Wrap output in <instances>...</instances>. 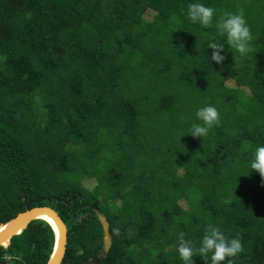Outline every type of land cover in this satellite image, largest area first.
Wrapping results in <instances>:
<instances>
[{"label":"trees","instance_id":"trees-1","mask_svg":"<svg viewBox=\"0 0 264 264\" xmlns=\"http://www.w3.org/2000/svg\"><path fill=\"white\" fill-rule=\"evenodd\" d=\"M194 2L215 9L207 29L187 19ZM240 12L252 51L225 44L217 64L216 20ZM206 105L219 124L192 137ZM261 144L264 0H0V225L53 208L62 264H183L181 234L198 247L209 224L241 239L234 264H264ZM54 243L35 221L0 264H47Z\"/></svg>","mask_w":264,"mask_h":264},{"label":"clouds","instance_id":"clouds-1","mask_svg":"<svg viewBox=\"0 0 264 264\" xmlns=\"http://www.w3.org/2000/svg\"><path fill=\"white\" fill-rule=\"evenodd\" d=\"M215 9L201 2L187 5V19L193 24H199L205 29L213 22ZM217 30L223 35V43L215 41L209 44L213 50L211 58L219 64L224 60L220 53L224 51V45L235 49L242 56L250 53L251 32L242 12L226 13L217 18ZM197 122L191 124L188 129L192 137L203 138L209 134V130L219 124V113L215 106L206 105L196 110ZM251 170H255L264 178V144L259 145L249 161ZM242 251V243L239 236L229 238L217 226L209 224L203 233L199 246L193 245L191 240H185L183 234L179 239L177 252L183 264H195L194 257H200L205 264H234V259Z\"/></svg>","mask_w":264,"mask_h":264},{"label":"water","instance_id":"water-1","mask_svg":"<svg viewBox=\"0 0 264 264\" xmlns=\"http://www.w3.org/2000/svg\"><path fill=\"white\" fill-rule=\"evenodd\" d=\"M98 219L103 229L104 257L113 247L111 226L107 217L97 211ZM46 221L54 230L55 243L47 264H62L67 254L68 227L59 213L51 207H35L19 213L16 217L0 225V247L8 248L12 239L24 233L29 225L35 221Z\"/></svg>","mask_w":264,"mask_h":264},{"label":"rangeland","instance_id":"rangeland-1","mask_svg":"<svg viewBox=\"0 0 264 264\" xmlns=\"http://www.w3.org/2000/svg\"><path fill=\"white\" fill-rule=\"evenodd\" d=\"M152 12H149L148 14H147V17H150L152 14H154V13H152ZM155 15V14H154ZM91 181V180H90ZM87 182V181H86ZM93 182V181H92ZM94 183V182H93ZM185 206H187L186 204H184Z\"/></svg>","mask_w":264,"mask_h":264}]
</instances>
